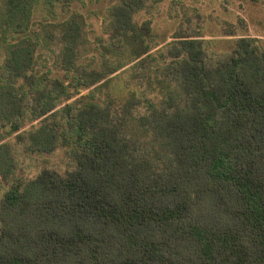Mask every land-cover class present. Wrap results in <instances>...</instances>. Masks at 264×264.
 <instances>
[{"label":"trees","instance_id":"obj_1","mask_svg":"<svg viewBox=\"0 0 264 264\" xmlns=\"http://www.w3.org/2000/svg\"><path fill=\"white\" fill-rule=\"evenodd\" d=\"M160 1L116 0L102 59L82 63L81 14L54 42L31 27L34 0H2L0 264H264V46L240 35L209 61L179 26L153 55L135 15ZM44 39L56 71L38 70ZM128 66L142 94L128 80L120 97L110 84ZM9 139L66 148L67 165L15 177Z\"/></svg>","mask_w":264,"mask_h":264},{"label":"rangeland","instance_id":"obj_2","mask_svg":"<svg viewBox=\"0 0 264 264\" xmlns=\"http://www.w3.org/2000/svg\"><path fill=\"white\" fill-rule=\"evenodd\" d=\"M116 0H73L71 5L64 6L61 2L50 0H34L32 29L41 30L38 25L41 21L45 30L41 35L53 32L52 39L58 40L59 31L54 24L66 19L72 12L82 15L85 25V45L81 49L80 62H100L102 59L103 45L109 43V37L105 31L108 21V8ZM3 6L0 0V9ZM151 20L152 37L151 53L157 55L158 51L172 36L179 26L190 30H198L200 38L204 40L207 58L209 61H217L234 47L235 38L240 35L256 36L264 46V0H162L153 6L143 9L135 15V20L141 23ZM51 24V26H48ZM233 28L235 35L228 34L226 30ZM46 37V36H45ZM13 40V39H12ZM52 40V41H53ZM42 41V40H41ZM40 58L38 59L39 72L51 68L56 71L54 63L59 51L57 44H50L49 40L42 41ZM0 37V65L4 57V47ZM104 45V46H105ZM112 57V56H110ZM56 64V63H55ZM130 67L113 76L111 90L118 96L125 97L129 86L141 95V89L135 84V80L129 79ZM74 87L71 88L73 91ZM73 93V102L89 99L82 94ZM103 98L104 94H98ZM12 143L15 139H9ZM18 159V168L15 177H32L42 167L64 169L68 162L66 148H59L53 153L26 154L21 145L14 143ZM7 188V184L0 178V195Z\"/></svg>","mask_w":264,"mask_h":264}]
</instances>
